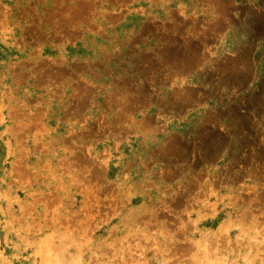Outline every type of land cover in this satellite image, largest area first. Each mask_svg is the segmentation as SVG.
<instances>
[{"label": "rangeland", "instance_id": "1", "mask_svg": "<svg viewBox=\"0 0 264 264\" xmlns=\"http://www.w3.org/2000/svg\"><path fill=\"white\" fill-rule=\"evenodd\" d=\"M0 264H264V0H0Z\"/></svg>", "mask_w": 264, "mask_h": 264}]
</instances>
